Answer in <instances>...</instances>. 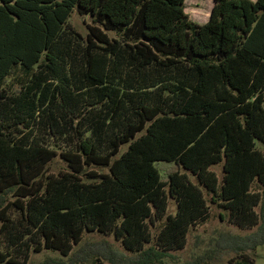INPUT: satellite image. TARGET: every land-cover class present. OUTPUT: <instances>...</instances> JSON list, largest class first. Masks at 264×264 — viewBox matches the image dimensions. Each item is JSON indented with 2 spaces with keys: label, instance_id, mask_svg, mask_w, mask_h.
<instances>
[{
  "label": "trees",
  "instance_id": "16d2710c",
  "mask_svg": "<svg viewBox=\"0 0 264 264\" xmlns=\"http://www.w3.org/2000/svg\"><path fill=\"white\" fill-rule=\"evenodd\" d=\"M73 12L90 18L85 37ZM257 143L264 0H213L203 24L185 0H0V264L44 251L58 255L36 264H159L207 220L205 192L256 228L222 236L254 264L242 252L264 245ZM57 156L67 170L54 175Z\"/></svg>",
  "mask_w": 264,
  "mask_h": 264
},
{
  "label": "rangeland",
  "instance_id": "374dc122",
  "mask_svg": "<svg viewBox=\"0 0 264 264\" xmlns=\"http://www.w3.org/2000/svg\"><path fill=\"white\" fill-rule=\"evenodd\" d=\"M213 6V0H185V12L189 15L190 19L198 24H202L207 21ZM202 20V21H201ZM68 24L71 28L77 31L82 37L87 34L86 25L90 24L91 21L88 16H79L76 12H73L68 20ZM110 37H114V34H109ZM43 134V132H40ZM49 142V143H48ZM46 144L48 146H53V143L48 141ZM64 145L60 147V150H65ZM127 148V145H122L120 153H123ZM257 148L264 155V145L257 143ZM50 172L56 175L60 171L67 170L66 163L57 156L49 164ZM216 173L221 180V165H215L210 168ZM88 172L93 171L98 174L107 173V168L101 167H90L87 169ZM192 182H196L195 179L190 176ZM260 187L258 185H253V190L257 191ZM205 198L208 205V218L202 223H198L190 228L187 237L186 244L183 249L177 251H170L167 257L163 258L159 264H194L198 260L208 261L209 264H236L239 260L240 253L236 254L234 248L229 246V242H226V238L222 237L225 235H230L232 237H243L251 234L255 231V227L248 229H241L234 225L228 219V213L226 210L211 204L209 201V196L205 192ZM176 209L173 200H169V206L167 214H174ZM164 223V220L159 221L151 228L153 236H156L159 232L160 227ZM106 240L109 242L115 251L121 254L131 255L127 252L121 245L119 241H116L113 236H103L98 233H84L82 236V241H100ZM219 243L220 248L216 246ZM243 254H247L253 259L254 264H264V245L258 246L254 252L244 251ZM58 253H52L44 251L41 253H32L30 256V263L36 264L37 262L43 260L46 257H56Z\"/></svg>",
  "mask_w": 264,
  "mask_h": 264
},
{
  "label": "crops",
  "instance_id": "0c3cea01",
  "mask_svg": "<svg viewBox=\"0 0 264 264\" xmlns=\"http://www.w3.org/2000/svg\"><path fill=\"white\" fill-rule=\"evenodd\" d=\"M201 21H202V20H201ZM205 22H207V21H204L203 23H205ZM203 23H202V24H203Z\"/></svg>",
  "mask_w": 264,
  "mask_h": 264
}]
</instances>
